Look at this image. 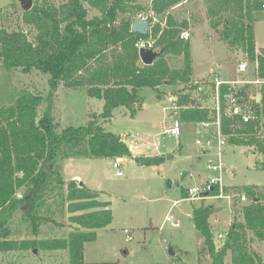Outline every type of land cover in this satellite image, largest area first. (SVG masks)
Returning <instances> with one entry per match:
<instances>
[{
  "label": "trees",
  "instance_id": "1",
  "mask_svg": "<svg viewBox=\"0 0 264 264\" xmlns=\"http://www.w3.org/2000/svg\"><path fill=\"white\" fill-rule=\"evenodd\" d=\"M86 1L99 13L88 17ZM134 1L67 0L58 6L36 1L30 9L22 10L28 31L0 24L1 67L48 75L45 97L21 91L11 104L0 107V252L66 250L69 264H84V244L96 239V229L111 223L110 202L99 200V191L83 182H65L59 159L133 157L142 166L164 162L162 155H132L120 135L101 125L67 126L58 132L52 115L53 97L61 81L69 88H86L89 96L103 97L100 116L104 120H109L118 106L126 107L130 114L140 109L142 87L187 86L191 82L190 39L182 36L189 28L188 21H179L170 12L182 0L152 1L151 10L156 15L165 14V23H154L151 33L131 31L129 20L117 22L118 14ZM205 1L207 18L219 37L229 47L240 49L250 61H257L259 76L264 77V56L255 50L253 29L255 13L263 10L261 2ZM148 38L154 40L159 55L152 63L143 64L135 43ZM172 57L181 58L180 67L170 65ZM251 86L245 83L238 88L241 105L251 104L254 111V117L243 122L239 115L228 113L229 83L219 85L220 130L229 145H243L251 153L262 155L254 166L264 172V85L259 101L251 97ZM184 90H179L174 100L180 121L215 120L214 108L192 103L188 93H181ZM157 97L161 99L158 90ZM242 190L249 199L241 206L242 220L230 224L218 247L209 221L212 205L193 208L192 220L202 238L199 254H207L210 264H224L228 254L230 264H264L262 257L247 246V231L264 241V189L250 185ZM42 209L68 212L69 222L77 227L66 237L38 238L40 222L47 220L40 215ZM17 212L29 223L33 237L10 238L9 225Z\"/></svg>",
  "mask_w": 264,
  "mask_h": 264
},
{
  "label": "rangeland",
  "instance_id": "2",
  "mask_svg": "<svg viewBox=\"0 0 264 264\" xmlns=\"http://www.w3.org/2000/svg\"><path fill=\"white\" fill-rule=\"evenodd\" d=\"M44 1L58 6L67 0ZM152 1L135 0L125 7V12L118 14L117 22H132L142 13L150 20L148 32L151 33L154 23L163 26L165 14L150 16ZM205 2L182 0L170 9L177 20L188 21V35L185 37L190 39L194 71L187 86L180 85L172 89L168 84H161L157 89L142 87L139 89L143 100L140 109L130 114L126 107L118 106L113 109V116L104 120L100 116L103 97L89 96L86 88H69L62 81L59 83L52 106L58 132L67 126L92 128L101 125L105 130L120 135L135 154L164 156L163 163L148 166L138 165L133 157H128L122 162V176L115 175L112 162L107 158L59 159L65 182L77 178L85 185L98 189V199L109 201L113 214L109 225L96 229V239L84 244V264H210L207 254H199L202 238L192 220L193 208L212 205L209 221L214 244L218 247L224 239H219L218 234L224 235L230 224L242 220L241 206L249 202L247 196L246 200H240V196L245 195L243 187L257 185L264 189V172L254 166L256 159H261L262 155L251 153L246 146L226 143L221 158L222 191L214 188L210 192L212 197L203 199L183 198L187 187L201 185L207 177L214 175L207 165L209 161H215L216 156L212 153L213 149L205 150L196 144V140L203 139L207 133L200 123L180 121V135L177 137L166 132L174 119V115L169 113L176 96L180 94L179 90L187 89L181 93H188L192 103L213 108L216 105L214 89L217 79H240L242 82L235 84L240 87L247 83L246 80L256 78L251 66L246 72L236 74L240 59H247L245 53L237 51L238 48H229L219 37L217 29L210 25L207 18ZM84 6L88 17L99 13L88 1L84 2ZM22 10L18 0H0V24L9 29L28 31L29 26L22 22ZM253 29L257 42L264 45V9L255 13ZM181 61L180 57H172L170 65L180 67ZM210 67L218 71L219 75H213V72L201 74ZM47 78V74L38 70L25 73L18 68L4 69L0 65V107L11 104L21 91L45 97L48 91ZM258 87L252 84V91L255 92ZM199 88L206 93L197 90ZM157 90L168 104L160 103ZM43 106L44 103L39 106V115ZM261 120L264 121V117ZM209 130L213 132L214 126H209ZM189 172L192 177L187 174ZM174 200L178 202L173 204ZM40 215L47 217V220L40 222L37 236L40 239L66 237L76 227L69 222L68 212L60 214L42 209ZM166 216L169 219H165ZM9 227L10 238L33 237L29 223L21 219L19 212ZM247 238L249 249L258 253L264 261V241L255 238L251 231H247ZM170 248L174 254L169 253ZM0 264L69 262L66 250L34 252L32 249L25 252H0ZM224 264H230L229 254Z\"/></svg>",
  "mask_w": 264,
  "mask_h": 264
},
{
  "label": "built area",
  "instance_id": "3",
  "mask_svg": "<svg viewBox=\"0 0 264 264\" xmlns=\"http://www.w3.org/2000/svg\"><path fill=\"white\" fill-rule=\"evenodd\" d=\"M261 2V7L264 9V0H259ZM155 14L153 11H151V17ZM137 18L143 19V20H149V17H147L145 14H139ZM188 35L187 31L182 33V36ZM135 46L137 47V50L139 51L142 48L145 49H153L154 48V40L152 38L149 39H140L135 43ZM248 62L242 61L238 64V70L239 71H245L247 69ZM255 73H256V78L255 79H250L246 80L245 82L247 83H252V84H257L260 86L264 85V77L259 76V71H258V64L257 61H255ZM242 81L240 79H235V80H228V81H223L217 79L215 81V100H216V105L213 107L216 111V118L213 121H205V122H199L202 127L209 129V126H214L215 130L213 132L207 131L206 130V135L203 139H197L196 144L203 147L205 150H210L213 149L214 155L216 156L215 161H209L207 167L208 169L212 170L214 172V175L207 177L201 185H192L187 188V194L188 197L187 199H203L205 197H212L210 196V192L214 188H218V190L221 192L223 189V166L221 163V158H222V151L223 147L226 144V138L225 136L221 133L220 130V119H219V85L221 83H229V92L227 94V110L228 113L232 115H239L242 119L243 122H247L250 119L254 117V111L251 106V104H244L241 105V102H239V94H238V88L235 84H240ZM202 93H206L204 89H197ZM253 99L255 97L251 95ZM172 112L174 115V119L170 127L167 128V133L173 136H179L180 135V120L177 117V109L178 107L172 104ZM112 167L115 169V175L116 176H122V159L120 157L113 159L111 163ZM190 177H192V173H187ZM219 197V196H218ZM240 200H246L245 195L240 196ZM178 200H174L173 204H176ZM165 219H169L168 216L165 217ZM224 235L223 233L218 234V238H223Z\"/></svg>",
  "mask_w": 264,
  "mask_h": 264
},
{
  "label": "water",
  "instance_id": "4",
  "mask_svg": "<svg viewBox=\"0 0 264 264\" xmlns=\"http://www.w3.org/2000/svg\"><path fill=\"white\" fill-rule=\"evenodd\" d=\"M23 10H28L32 7V0H18ZM118 25V24H117ZM150 22L148 20H143L140 18L134 19L130 24V29L137 33H146L149 28ZM259 53L264 56V47L258 49ZM139 58L143 64H150L159 55V52L153 49L142 48L138 51ZM163 104H168V101H160ZM173 114V113H172ZM37 249H34L36 252ZM170 254H174V251L170 248Z\"/></svg>",
  "mask_w": 264,
  "mask_h": 264
},
{
  "label": "crops",
  "instance_id": "5",
  "mask_svg": "<svg viewBox=\"0 0 264 264\" xmlns=\"http://www.w3.org/2000/svg\"><path fill=\"white\" fill-rule=\"evenodd\" d=\"M260 47H264V45H262V44H259L258 42H257V40L255 39V50H256V52L257 53H259V51H258V49L260 48ZM230 48V47H229ZM237 51H241L240 49L239 50H237ZM242 61H246V62H248V66H247V69H248V67L249 66H251V68H252V70H254V73H255V61H250L249 59L247 60V59H243V60H241L240 59V61L238 62V64L240 63V62H242ZM193 62V61H192ZM238 64H237V66H236V74H238V73H241V71H239L238 70ZM247 69L244 71V72H246L247 71ZM193 71H194V69H193V65H192V73H193ZM206 72H213L212 74L213 75H219V72L218 71H214L213 70V68L212 67H210L207 71H205V72H201V74H204V73H206ZM216 79V78H215ZM219 80H222V79H219ZM223 81H228V80H223ZM252 84V83H251ZM176 86H180V85H170V87H171V89L172 88H177ZM241 86V85H240ZM259 87L257 88V90L254 92V91H252L251 92V95H253L254 97H255V100L256 101H259L260 100V98H261V93H260V90L262 89V87L263 86H260V85H258ZM251 89H252V86H251ZM169 92V91H168ZM140 95V94H139ZM141 97V96H140ZM171 97H173V96H171ZM142 98V97H141ZM175 98V97H174ZM160 101H166V100H164L162 97H161V99H159ZM142 102H143V100L141 99V107H142ZM161 103V102H160ZM173 112H172V110H171V112L169 113V115H173L172 114ZM193 123H196V122H193ZM207 131L209 130V129H207V128H205ZM210 131V130H209ZM123 140V139H122ZM124 141V140H123ZM126 144H127V142H125ZM128 146H129V148H130V150H131V146L129 145V144H127ZM178 150H180V147H179V149ZM131 152H132V150H131ZM132 154L133 155H137V154H135V153H133L132 152ZM144 155H147V154H144ZM148 156H156V155H148ZM121 159H122V162L124 161V160H126V158H128V157H120ZM131 158V157H130ZM72 158H70V160H71ZM107 159H110L111 160V162L113 161V159H115V158H107ZM69 160V161H70ZM68 164V161L64 164V169H65V167H66V165ZM123 164V163H122ZM161 168H162V166H161ZM75 180L76 181H78V182H83V181H80L79 179H77V178H75ZM84 183V182H83ZM85 184V183H84ZM196 185H198V184H196ZM192 186V185H191ZM90 188H92V187H90ZM188 188V187H187ZM92 189H95V188H92ZM95 190H98V189H95ZM99 191V190H98ZM186 197H188V194H187V189H186V195L183 197V198H186ZM187 199V198H186ZM191 200H193V199H191ZM77 227V226H76ZM22 252H25V251H22ZM52 252H54V251H52ZM67 252V251H66ZM68 262H69V259H68Z\"/></svg>",
  "mask_w": 264,
  "mask_h": 264
}]
</instances>
